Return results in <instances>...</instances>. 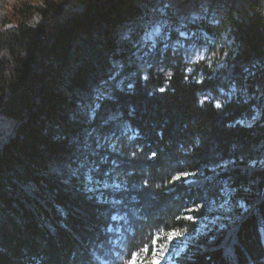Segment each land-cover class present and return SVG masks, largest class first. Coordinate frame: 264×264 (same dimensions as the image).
I'll use <instances>...</instances> for the list:
<instances>
[{
    "label": "trees",
    "instance_id": "1",
    "mask_svg": "<svg viewBox=\"0 0 264 264\" xmlns=\"http://www.w3.org/2000/svg\"><path fill=\"white\" fill-rule=\"evenodd\" d=\"M78 1L16 2L0 24V264H126L145 244L147 264L155 234L188 229L187 209L220 201L224 182L230 220L168 264H264V71L248 78L258 101L201 99L264 61V0H247V21L230 12L238 52L203 81L175 41L219 26L150 0ZM148 17L162 24L154 47L136 24Z\"/></svg>",
    "mask_w": 264,
    "mask_h": 264
},
{
    "label": "rangeland",
    "instance_id": "2",
    "mask_svg": "<svg viewBox=\"0 0 264 264\" xmlns=\"http://www.w3.org/2000/svg\"><path fill=\"white\" fill-rule=\"evenodd\" d=\"M16 2H30L35 6L41 5L38 0H0V24L8 8ZM150 2L152 4L148 5V9L152 12H159L161 14L173 9L180 12L183 19H208L210 23L219 26L217 34L210 33L201 28L190 33L181 31L180 34L182 37L187 38V40L182 41L181 39H177L175 41L176 47L183 50L184 58L182 67L186 69L187 74L192 80L196 81H203L207 77V70L215 75L229 65L239 48L238 44L234 42L233 37L234 20L247 21L250 15H252L247 0H150ZM64 8L66 10L81 11L83 5L78 0H65ZM230 12L233 13L234 20L230 18ZM40 22L41 16L36 14L30 20V25H36ZM136 24L141 25L139 31L143 45L146 47L156 46V36L162 35L163 33L161 32V21L148 17L141 18ZM8 26L11 25L7 24ZM130 27V24L119 26L117 28L118 35L127 37ZM165 36L169 38L168 34H165ZM263 71L264 61L255 62L248 69L246 79L242 83L234 84L228 90L220 87L219 95L206 94L201 99L202 101L214 102L215 105L219 104L221 107L224 102L233 97L240 96L243 99L249 100L252 98V94L256 93L257 100H255L258 101L261 96V91H258L257 87L250 89L248 78L258 79ZM260 116V110L257 109L252 119L242 120L241 124L246 126L253 125L260 119ZM98 143L99 145H103L104 141ZM259 163L264 166V159ZM82 164L84 165V163ZM92 184L95 188L101 186L100 182H93ZM224 184L221 189L220 201L204 203L202 204L203 207L198 211L193 214H188V216L191 215L195 218V222L190 221L192 225L188 229L180 231L184 233L182 236L174 238L171 243H168V233L160 234L158 232L155 234L154 237H160L158 241L160 246L168 244L161 264L173 262L176 255L184 251L190 242L208 234L217 226L222 228L223 225H226V221L230 220L229 215L234 208V203L231 200L233 191L226 182ZM238 207L245 208V205L243 202H240Z\"/></svg>",
    "mask_w": 264,
    "mask_h": 264
},
{
    "label": "snow or ice",
    "instance_id": "3",
    "mask_svg": "<svg viewBox=\"0 0 264 264\" xmlns=\"http://www.w3.org/2000/svg\"><path fill=\"white\" fill-rule=\"evenodd\" d=\"M129 87H131V85H129ZM217 108L220 107L219 104L216 105ZM155 153L152 154V158H155ZM189 175H195V173H183V176L185 178H187ZM177 179H179V177H177ZM201 207H203V205H197L195 208H188L187 211L188 212H193V211H198ZM187 220L193 221L195 222V218L191 215L184 217ZM122 219V217L119 216H112V220L113 221H118ZM112 229H109V231H111ZM186 231V230H185ZM184 233L178 231V230H174L170 233L167 234V241L168 243H171V241L174 238L180 237L182 236ZM160 237H154L151 240V244H152V253H151V257L150 259L147 260V264H161V260L164 258L165 256V252L167 250L168 244H164L163 246H160L158 244ZM148 252H149V248L148 245L145 244L141 249L140 252L137 253H133L132 255V259L130 261L127 262V264H145V258L148 256ZM140 253H143L144 255L141 256Z\"/></svg>",
    "mask_w": 264,
    "mask_h": 264
}]
</instances>
